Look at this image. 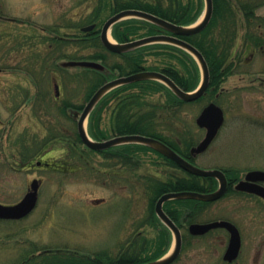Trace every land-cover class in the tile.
Wrapping results in <instances>:
<instances>
[{
  "label": "rangeland",
  "instance_id": "obj_1",
  "mask_svg": "<svg viewBox=\"0 0 264 264\" xmlns=\"http://www.w3.org/2000/svg\"><path fill=\"white\" fill-rule=\"evenodd\" d=\"M110 2L0 0V65L6 67L0 71V201L15 203L22 199L34 178L42 182L39 204L27 218L0 220V264H24L28 258L32 259L29 264H52L59 258L50 252L42 253L46 248L63 249L60 258L71 260L74 251L91 255L102 250L112 253L133 237L140 244L146 237H158L159 228L155 225H141L148 213L142 175L167 178L170 173H179L180 167L164 162L155 152L136 150L135 161L139 164L132 168L127 157L118 154L123 146L108 154L88 151V162L79 160L69 166L65 159L68 139L50 141L46 136L49 120L54 118L50 103L62 104L64 99H70L85 105L91 88L83 69L54 65L96 50L84 47L81 39L92 30L82 29L96 23V29L101 30L113 15ZM143 31L141 28L138 32L141 35ZM139 34L132 36L138 38ZM242 39V35L236 38L235 53L243 51ZM251 54L252 51L246 55L253 62L240 67L251 70V74L244 78L245 73H236L222 83L227 90L219 104L227 111L226 122L207 152L195 159L201 167L236 168L241 177L249 170H264V52ZM118 58L109 54L110 61ZM170 61L180 65L175 57L170 60L153 53L145 57L149 65H167ZM44 65L46 71H36ZM56 82L60 84V102L56 99ZM40 91H44L47 100L39 99ZM148 99L169 103L162 90L148 95ZM203 106L188 103L175 114L170 110L165 117L160 114L157 129L173 139L189 132L198 143L205 135L196 124ZM111 110L112 107L103 114L102 127L106 129L111 127ZM53 114L65 131L71 129L72 133L76 129L77 121L69 119L63 109H55ZM38 161L43 164L39 166ZM46 162L53 165L48 167ZM223 218L236 221L242 229L243 263L264 264V202L229 192L206 206L197 222ZM188 225L181 227L184 246L172 264H224L227 233L219 228L210 235L193 238ZM169 234L170 248L174 235L171 231Z\"/></svg>",
  "mask_w": 264,
  "mask_h": 264
},
{
  "label": "trees",
  "instance_id": "obj_2",
  "mask_svg": "<svg viewBox=\"0 0 264 264\" xmlns=\"http://www.w3.org/2000/svg\"><path fill=\"white\" fill-rule=\"evenodd\" d=\"M201 1L202 0L198 2L197 0H112V2L108 4L111 6L110 8H112L113 13L127 8H138L159 15L172 22L188 25L192 24L198 19L201 13ZM224 1L227 2L228 0ZM231 2L232 1H229V4H227L219 1L216 13L218 11L236 12L237 6ZM100 7H102V5H100ZM218 19L220 22L223 20L226 24H224L218 32L215 31L211 34L209 32V27L201 33L184 36L185 39L195 44L203 52L209 63L211 71V93L217 92L222 86V83L229 76L236 74L239 70L238 67H234L233 64H229L228 66L226 64L232 59L233 56V51H231V49L233 44L236 42L237 27L233 24H230V19H220L217 17L214 19L213 24H215ZM91 20L94 21L95 18H92ZM141 28L144 31L140 35L138 31ZM159 28V26L150 21L134 18L117 23L114 27L113 35L119 41L124 42L134 39L132 36L134 34H139L140 36L138 37L156 34L159 32ZM81 40V42L84 44V47H93L96 50L87 56L82 55L80 57L70 58L100 60L107 66L105 71L91 68L83 69L84 75L91 84V88L88 90L87 99H89L94 91L109 78L117 74L126 75L143 69L162 70L171 76L185 90H193L199 83V66L195 63L193 56L181 47L172 44H149L132 51L120 53L118 54L119 58L117 60L110 61L109 54H112V52L104 47L98 33L92 32L87 34L83 36ZM148 53L162 56L165 59L170 58V60L175 57L177 58L180 65H175L172 61H170L167 65L160 64L161 66L158 64H146L145 57ZM54 67L59 68L60 66L56 64ZM45 68L46 66H40L36 71H46ZM49 69H51V67ZM28 70L30 71L29 74L31 75V67H29ZM194 70L197 71L196 76H193ZM40 73L42 72L40 71L39 74ZM41 77L43 79L45 78L44 76ZM159 90H162L167 94L169 102L168 104L165 103L163 105L159 102H152L148 99V95ZM38 97L39 99L47 100L44 91H40ZM57 102L60 101L57 100ZM188 103L190 102L178 98L168 87H166V85L156 80H142L125 84L109 92L95 107L89 117L88 131L93 138L98 140L109 138L112 134L119 135L141 133L144 135L153 136L165 141L182 155L191 157L190 150L195 142H193V137L189 136V132L186 133V135L182 133L180 138L173 139L170 138L166 133L157 129L158 115L160 116L161 114L165 117V115L169 113V110L175 114L177 109H181L185 104ZM83 106V103L78 105L76 102L70 99H64L62 104L50 103L49 105L50 112L54 118L49 120L48 133L46 136L49 135L50 141L68 139L69 152L65 159L68 161L66 164L69 166L77 164L79 160L88 162L86 154L88 151L94 150L87 148L82 143L77 131V127L72 131V133H70L71 129H69L67 132L64 128H61V125H57V123L60 122H58L56 116L53 113L55 109H63L69 119L75 120L74 116L71 115L69 111L70 108L82 109ZM111 107V127L110 129H106L105 127H102L103 114ZM57 126L59 128H57ZM79 143L83 144L84 146L82 147ZM122 146L124 147L122 148L123 151H120L118 154L127 157L126 161L131 163L132 168H137L139 164L138 161H135L136 150L155 152L162 159H164V162H167L174 167H179L173 161L146 145L126 144ZM109 151L110 150H105L102 151V153L108 154ZM230 171L231 175H239L238 170L235 168H230ZM233 172L235 174H233ZM142 177L144 178V183L146 185L145 188L148 213L144 223L142 222L141 225H155L157 228H159L157 232L158 237H155L152 240L146 239V237L145 239L147 242L144 239L142 244L139 243L138 238L136 239L133 237L130 243L122 244L119 250L112 253L102 250L91 255L80 254L78 251H74L75 256H72L73 259L71 260H63L60 258L63 257L62 255L65 252L63 249H53L50 251L46 248L44 253L50 252L51 254H55V257L59 258V260L52 264H131L146 262L159 258L169 249L170 230L160 220L155 212L157 200L162 194L169 191H209L210 189L215 188L217 183V180L213 177L195 175L193 173L184 171L183 169H180L179 173H170L167 178L150 174H144ZM211 203L212 202H206L197 199H174L167 201L164 205V208L170 217L173 218L179 226L183 227L185 224L198 221L199 215L203 212L205 207ZM140 235L141 231L137 233L136 237ZM145 251L148 252L144 254ZM29 259L30 258H28L27 261L24 260V264H29L32 261V259L30 261ZM37 264H40V262Z\"/></svg>",
  "mask_w": 264,
  "mask_h": 264
},
{
  "label": "water",
  "instance_id": "obj_3",
  "mask_svg": "<svg viewBox=\"0 0 264 264\" xmlns=\"http://www.w3.org/2000/svg\"><path fill=\"white\" fill-rule=\"evenodd\" d=\"M213 15V0H206V12L201 20L193 25H180L162 18L158 15L150 13L141 9H124L117 12L112 17H110L104 24L101 31V40L103 44L110 50L115 52H126L133 50L137 47L156 43L165 42L178 45L187 51H189L193 56L196 57L200 63L203 78L201 84L194 91H186L180 87L169 75L162 71L157 70H143L135 72L129 75L120 76L105 82L97 91L93 94L90 100L85 105L81 112H75L78 116V131L84 141V143L92 149L95 150H105L117 145L127 144V143H138L149 146L169 159L173 160L176 164L181 166L183 169L202 176H213L218 182V188L214 191L201 192L195 190H182V191H171L164 193L156 203V212L161 220L173 231L175 235V243L170 252L153 261L143 262V263H133V264H170L175 261L181 253L182 250V233L179 226L175 221L167 214L164 209L165 202L172 199H198L204 201H215L225 195L228 189V179L225 172L219 168L206 169L201 168L189 159L178 153L174 148L165 143L164 141L139 134H124L111 137L106 140H96L92 138L87 130V120L89 115L99 101L108 94L111 90L124 84H129L141 80H160L168 85L171 90L179 96L181 99L186 101H192L200 97L208 88L210 83V70L207 60L203 53L191 42L182 38V35H191L202 31L210 22ZM136 17L153 22L165 30L171 32V34H157L150 35L140 39L118 42L110 38L111 27L121 21L122 19ZM95 24L84 27L83 29L88 31L93 29ZM65 67H88L95 68L104 71L106 66L98 61L94 60H68L62 62ZM58 89V87H57ZM225 120L223 109L216 103H211L208 105L200 114L197 121L202 127L207 128V133L204 139L195 147L192 148V152L200 153L205 151L212 140L216 137L220 127L223 125ZM40 163V162H39ZM259 180H264L263 170H253L247 174L245 180H241L237 184L238 189L247 190L249 192L257 193L264 197V185L257 183ZM39 188L40 181L34 179L31 183V188L24 195V197L15 204H4L0 202V218L1 219H20L29 215L34 208L37 206L39 199ZM215 227H225L231 232V238L229 247L227 249L226 258L233 260L237 257L239 250L241 248V235L238 227L229 220H217L207 223H193L190 225V231L192 233L202 234Z\"/></svg>",
  "mask_w": 264,
  "mask_h": 264
},
{
  "label": "flooded vegetation",
  "instance_id": "obj_4",
  "mask_svg": "<svg viewBox=\"0 0 264 264\" xmlns=\"http://www.w3.org/2000/svg\"><path fill=\"white\" fill-rule=\"evenodd\" d=\"M219 1L227 3V4H229V1H232L231 3H234V5L237 6V11L236 12L235 11L234 12H227V11L226 12H219L218 11L216 13ZM204 8H205V3L202 0L201 1V13L200 14H202L204 12ZM216 17L220 18V19H230L231 20L230 24H233V25H235L237 27V30H236L237 38H238V35L239 36L242 35V37H243V39H242L243 51H240V52L238 51V53H235V50H236L235 47L236 46H235V44H233L232 49H231V51H233L232 59L229 60L226 64H227V66L229 64H233L234 67H238L239 70H238L237 73L238 74L239 73H245V75L244 74L243 75H244V78H246L247 73L251 74L250 73L251 70H245L244 71L243 69L241 70V68H243L244 66H249V64L253 62L252 59L248 58V55H246V54L248 52L252 51L251 56H254L255 53L258 52V51L264 52V0H228L227 2H225L224 0H213V15H212V18H211L209 24L206 26V28L203 31H205L206 29H208L210 27L209 32L212 34V32H215V31L217 32V31H219L222 28V26L225 24V22L223 20H221V22H220V20L218 19V21L215 24H213V21H214V19ZM158 31H159L158 33L166 32L163 28H159ZM203 31H201V32H203ZM92 32L98 33V35H100V30H97L96 28L93 29L91 31V33ZM112 54L113 55H118L117 53H113V52H112ZM195 63L198 64L196 60H195ZM4 68H6V67H4V66L2 67V65H0V71H2ZM209 70H210V66H209ZM28 73H30L29 70H28ZM196 75H197V71L194 70L193 76H196ZM29 76L31 77L30 74H29ZM200 77H201V73H200ZM210 77H211V71H210ZM210 82H211V79H210ZM261 83L264 85V78H261ZM55 84L59 85V82H56ZM211 89L212 88L210 87V84H209V87L207 88V90L200 97H198L195 100H193V104L194 103H197V104L202 103V104H204V106H203L202 110L200 111V113L205 109V107H207L212 102H216V103L219 104L220 103L219 99L222 97V95L224 93H226V90H227V89H225L224 87L221 86L217 92L211 93ZM215 98L217 100H215ZM223 110H224L225 121H226L227 111L225 110L224 107H223ZM198 116L196 117V124H197V126L200 129L204 130L205 133H206L207 129L205 127H201L198 124V121H197ZM223 126L220 128L217 136L219 135V133L223 129ZM217 136H216V138H217ZM196 141L197 140H193V142H195V144H193V147L198 145L202 140H200L198 143H196ZM208 148H207V150H208ZM114 149H117V147L116 148H111V150L109 152H111V151L113 152ZM207 150H205L204 152L199 153V154L198 153H194V152L192 154L191 150H190L191 157H187V156H184V155L183 156L186 157L187 159H189L190 161H192L193 163H195V159L197 158V156L206 153ZM42 164H43V161H41V165ZM46 165L51 166V163L50 162H46ZM218 168L222 169L225 172V174L227 176V179L229 181L228 191L225 194V196L229 192H231L232 194H235V195H244V196H247V197H252V198L259 199V200L264 202V197H262L261 195H258L256 193L249 192V191H246V190L238 189L236 187V185H237V183L239 181L246 179L247 173L250 170L247 171L245 173V175H243L241 177L240 175H237V176L231 175V171H230L229 168H226V167H218ZM233 174H235V173L233 172ZM38 179L41 180L40 178H38ZM232 183H234V185H235L233 188H232ZM258 183L264 185V181H258ZM216 188H217V183H216V187L213 188V189H210L209 191H213ZM225 196H223L222 198H224ZM226 219L231 221L232 223H234L238 227L240 235H241V248L239 250V253H238L237 257L234 258L233 260H229V259L226 258L227 249L229 247L230 238H231V232L229 231V229H227L225 227H215V228H211L210 230H208L207 232L202 233V234L193 233V238L197 237V236L210 235L211 233H214L217 229L221 228L222 231L226 232L227 235H228L227 246H226V249H225L224 253L222 254V256H223L222 259L224 260V264H245L242 261V260L245 259V257L243 256L244 255L243 254L244 241H243L242 229H241L240 225L238 223H236V221H234V220H232L230 218H226ZM216 220H218V219L210 220V221H206V222H212V221H216ZM196 222L193 221V223H196Z\"/></svg>",
  "mask_w": 264,
  "mask_h": 264
},
{
  "label": "bare ground",
  "instance_id": "obj_5",
  "mask_svg": "<svg viewBox=\"0 0 264 264\" xmlns=\"http://www.w3.org/2000/svg\"><path fill=\"white\" fill-rule=\"evenodd\" d=\"M110 38L112 39V36L110 35Z\"/></svg>",
  "mask_w": 264,
  "mask_h": 264
}]
</instances>
